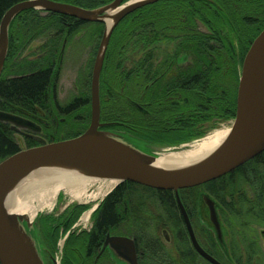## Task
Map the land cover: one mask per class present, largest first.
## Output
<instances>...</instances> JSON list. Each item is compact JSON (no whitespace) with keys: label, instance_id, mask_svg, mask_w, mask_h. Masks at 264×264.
Listing matches in <instances>:
<instances>
[{"label":"trees","instance_id":"obj_1","mask_svg":"<svg viewBox=\"0 0 264 264\" xmlns=\"http://www.w3.org/2000/svg\"><path fill=\"white\" fill-rule=\"evenodd\" d=\"M21 1L24 0H0V23L6 11ZM55 1L93 9L113 0ZM210 1L208 4L194 1L195 3L190 5L187 0H162L127 15L121 23L126 22L124 34L126 50L140 48V43L144 39L154 42L157 36H163L165 40V38H177L182 34L185 37L183 41L189 39L195 42L194 46L184 47L185 55H189L187 51L192 52L195 60L200 64L204 63L208 69L214 63L207 60L223 55L237 56L232 37L236 35L234 32H238L236 36L244 41L247 37L249 40L254 38L242 47L241 55L244 58L262 28L249 24L250 18L264 15V0ZM182 14L186 22L180 25L178 17ZM198 20L209 24L214 35L217 36V43H211L210 37L207 39L204 34L196 31H191L192 34L186 33L190 28L195 30ZM88 24L98 27L97 35L100 39L105 29L103 22L89 23L72 16L36 9L19 13L12 21L10 33L12 43L10 42L0 78V110L33 111L36 110V106L46 107L57 61L61 62L60 58L65 55L73 38L83 26ZM179 26L181 30H178ZM44 37L46 39L42 51L37 56H23L30 43ZM124 37L122 40L125 39ZM147 45L144 47L147 50V57H155L156 46L153 43ZM142 50L143 48H140L138 54ZM151 67L153 63L149 65V71ZM212 71V69L201 70L205 73ZM128 72H139L138 65L131 71L127 69L126 73ZM209 75L207 77L211 87L222 80L220 74ZM209 91L214 93L213 88ZM87 95L90 98L89 94ZM111 115L117 117L118 112ZM21 149L9 125L0 121V162ZM205 188L225 210L223 217L230 234L228 242L230 259L234 264H261L264 255L259 242L258 229L261 228L264 232V152L234 171L208 182ZM198 189L199 186L181 190V197L196 236L211 255L225 264H233L222 254L213 231L201 224L197 211ZM86 208L85 205L76 206V216L78 217ZM94 218L97 223L90 240L93 244L90 245L91 248L103 233L120 227L121 230L125 228L124 232H133L137 237L139 249L143 253L142 264H203L204 259L192 245L172 190L155 189L130 181L124 182L106 197L102 206L96 210ZM52 224V220H47L43 229L48 233L52 232ZM164 230H167L171 237V247H167L163 242L161 233ZM56 237H54V245Z\"/></svg>","mask_w":264,"mask_h":264},{"label":"water","instance_id":"obj_2","mask_svg":"<svg viewBox=\"0 0 264 264\" xmlns=\"http://www.w3.org/2000/svg\"><path fill=\"white\" fill-rule=\"evenodd\" d=\"M158 1L132 0L123 5L124 0H113L104 7L89 9L55 0H24L12 5L4 14L0 23V77L8 54L9 27L22 11L36 9L54 12L84 22H103L106 28L93 68L89 128L81 135L65 140L46 143L39 139L41 145L22 148L0 162L1 264H44L29 233L32 221L26 214L11 211L8 200L24 179L39 169L52 166L69 167L99 179L115 180L117 184L114 188L130 181L155 189L172 190L195 250L210 264H224L198 241L182 200L181 190L204 186L234 171L264 151V29L255 38L245 56L238 88L237 116L228 137L206 158L186 167L167 169L156 165L163 151L156 154L144 152L120 135L102 130L100 123L101 73L111 35L127 15ZM111 17H114V22L109 27L108 19ZM0 121L10 122L16 129L31 128L34 124L30 120L1 110ZM182 147H169L170 151L167 152L177 153L189 149ZM204 201L209 208L210 219L220 244L223 237L215 200L208 194ZM164 234L166 240H170L168 232L165 231ZM103 247L116 248L124 254L130 264H139L135 241L128 236L109 235Z\"/></svg>","mask_w":264,"mask_h":264},{"label":"flooded vegetation","instance_id":"obj_3","mask_svg":"<svg viewBox=\"0 0 264 264\" xmlns=\"http://www.w3.org/2000/svg\"><path fill=\"white\" fill-rule=\"evenodd\" d=\"M161 1L159 0L158 2ZM187 1L190 5L195 3L194 1H203L204 4L211 2L210 0ZM184 17L183 14L178 17L180 25L186 22ZM250 20L249 24L252 26H261V30L264 28V15L253 16ZM123 27H120L121 29L117 31L118 26L113 32L102 68L100 84V123L102 124V130L114 132L142 151L156 154L157 152L160 153L163 148L155 151L154 146L172 147L192 144L215 130H220V128L214 127L216 125L232 123L233 126L237 116L238 88L244 62L241 49L254 38L249 40V37H247L244 41L239 36H236L239 34L238 32H234L236 35L232 37V40L235 43L234 47L237 56L227 57L223 55L207 60L214 63L208 69H206L204 63L200 64L195 60L192 52L187 51L189 55H185L184 47L194 46L195 42L189 39L183 41L185 37L182 34L177 38H165V40H163V36H157V40L154 42L145 41L144 39L140 43V48H143L140 56L135 61H132V64L128 67V70L131 71L138 65L139 72H128L127 74L126 41L122 40V37H124L122 32L125 30V27ZM122 29L124 30L122 31ZM178 30H181L180 26ZM261 30L258 32L260 33ZM187 31H189L186 32L187 34H192L191 31L204 34L207 39L211 38V43L218 42L217 36L214 35L213 30L206 22L198 20L195 30L190 28ZM152 43L156 48L161 47L160 44L165 46V44L169 45L171 43L174 46V51L171 52V55H166L162 50L158 51L157 49L155 57H147V50L144 47L147 44L152 45ZM83 44L84 46L81 47L85 54L89 53V58L82 63L79 69L81 74L78 73L75 79V83H77L73 89L75 94L70 98L67 97L68 99L66 100L64 98L65 95L64 97L62 95L66 92L65 87L62 85L58 89V84L63 76V68L66 66L64 59L72 49H75V46L73 47L72 45V48L69 46L66 49L62 59L60 58L61 62L57 61L54 67L49 87L48 105L46 107L36 106V110L33 111L25 109H16V111L1 110L34 122L31 128L19 129H16L10 122H3L9 125L13 131V136L21 147L20 138L23 145L27 147L29 145H41L42 143L39 139L46 143L69 139L70 137L65 136V132H60L59 130L61 123H67L73 115L78 119L85 120L86 116L79 114V112L92 104L91 98H88V93H86L87 90L85 89L91 86L90 78L93 75L91 56L94 54L96 45L94 43H90L91 45ZM178 49L181 50L178 51ZM152 63L153 67L149 71V65ZM228 65L231 67L229 73L232 76V80H227L223 75ZM200 66H203V68ZM209 69L213 71L201 72V70ZM210 73L212 75L220 74L222 78V80L217 82L218 84H213L212 87L207 77L210 76ZM131 80H135L132 92L130 94L127 92L123 93L121 90L122 86H126V82ZM210 88L214 89V93L209 91ZM114 98L118 100V103H116L117 101H111ZM116 112H118V116L113 117L111 114ZM106 197L101 200L98 208L102 206ZM75 216L76 208L67 217L65 225L61 226L63 231L74 227ZM96 223L97 220L93 218L88 230L79 232L71 230L67 244L69 254L66 253L63 264H116L109 250L102 251V247L109 235L128 236L134 239L138 262L142 264L143 253L139 249L137 237L133 232H123L120 227L103 233L94 243V247L91 248L90 245L93 244H91L90 240L92 239L93 230L96 228ZM58 225L59 223L52 224V232L50 233L43 229V234L46 236L45 240L51 248L52 244L54 245L53 239L58 233ZM165 231L167 230L163 231L164 237Z\"/></svg>","mask_w":264,"mask_h":264},{"label":"rangeland","instance_id":"obj_4","mask_svg":"<svg viewBox=\"0 0 264 264\" xmlns=\"http://www.w3.org/2000/svg\"><path fill=\"white\" fill-rule=\"evenodd\" d=\"M130 1H132V0H124L123 5L129 3ZM110 3H112V2L104 4V5L99 6L97 8L104 7L106 5H109ZM94 9H96V8H94ZM122 20L115 27L114 31L117 29L118 26L120 28V27L125 25L124 26L125 30L123 29L124 32H122L123 34H125L126 33V22H125V24H121ZM89 23H91V22H89ZM11 25H12V22H11L10 27H9L8 52H9V48H10V42L12 43L11 34H10L11 33ZM105 28H106V24H105ZM119 28L117 29V31L119 30ZM202 28H204V27H202ZM97 29H98V27L96 25H93V24L92 25L91 24L85 25V26H83L81 31L79 33H77V35L71 41L72 43L70 44V47L72 48V45H73V47L75 46V49H72L74 51L71 50V52H69L67 54V57L64 59V64H66V66L64 65L65 67L63 68L64 69L63 70V76L61 78L60 83L58 84V89H60L62 85L65 87L66 92H64L62 95H63V97L65 95L64 98L66 100L68 98H70L73 94H75L73 92L74 86L77 84V83H75L76 82L75 79L77 78L78 73H80L79 69L81 68L82 63H84L87 60V58H89L88 57L89 53L85 54L83 51V48L81 47V46H84L83 43H86L88 45H91L94 43L96 45L94 48V54H93V56H91L92 57L91 58V64L94 63L93 64V68H94L95 61L98 58L99 48H100V45H101V42H102V39L104 36V32H105V29H104L102 36L99 39L98 35H97ZM124 38H125L124 41H126V37H124ZM45 39H46L45 37L40 38V39H36L32 43H30L29 46L25 49L23 56H27V55L37 56V54L42 51V45L44 44ZM110 40H111V38H110ZM128 42H129V40H128ZM109 43H110V41H109ZM108 46H109V44H108ZM160 46L161 47H157L155 50H157V49H158V51L162 50L164 52V54H166V53L168 54V53H171L174 51V46L171 43L169 45L165 44V46L160 44ZM139 49L140 48H133L131 51H129V49H127L128 52L126 53V55H127L126 56V70L132 64V61H135L140 56V54H138ZM157 55H158V53H157ZM244 59H245V57L243 58V61H244ZM92 70H91V72H92ZM230 70H231V67H229V65H228L226 67V71L223 72V75L226 77L227 80H232V76L229 73ZM90 79H91V81H90V83H91L92 78H90ZM100 84H101V82H100ZM134 84H135V80L127 81L126 86H122V88H121L122 92L123 93L127 92L128 94H130L133 90ZM88 86H89V83H88ZM85 90L88 91V92L86 91V93H88L90 98H91V86H89V88H87ZM111 101H117L116 103H118V100L115 98L112 99ZM100 103H101V100H100ZM79 114H83V116H86L84 121L81 119H78L77 117H75V115H73L72 118L70 120H68L67 123H61V126L59 127L60 132L61 131L65 132V136L70 137V138L76 137L77 135L79 136L80 133L85 132L90 126L89 123L91 122L92 104H90V106L87 107L86 109L79 112ZM214 127L218 128V129L220 128V130L225 129V128L229 129L232 127V123H222V124L216 125ZM58 137H60V136H58ZM67 137H65V138H67ZM134 138L137 139L136 137H134ZM19 141L21 142L23 148H29V147L23 145L21 138L19 139ZM185 145L186 144H183L180 146L177 145V147L183 146L182 148H185ZM187 145H189V144H187ZM158 146L159 147H157V146L153 147L154 149H156L155 151H157L160 148H163L162 149L163 152L164 151L165 152L170 151L169 147H167V146H165V147H162V145H158ZM175 147H176V145L172 146V148H175ZM172 148H171V150H172ZM105 181H108V180L99 179L98 181H95L92 185H90L86 189V192L83 195V197H84L83 201L75 199L71 193H69L67 190L63 189L57 193L54 202L52 204H49V206L41 209L33 219H31L30 216L28 214H26L28 216V218L32 221V225H31L30 229L28 228L29 233L33 237L32 240L34 241V244H35L36 248L38 249V252L40 253V256H41L44 264H53V263L63 264L66 253L69 254V252L67 251V244H68V237L70 236L71 230H73L74 232H79V231H83V230H88L90 228L91 223L93 222L94 214L98 208L99 203L101 202L102 199H104L107 196V194H109L111 191H113L115 189L113 187V189L111 188V190L107 194L100 195L101 192L103 191V189H105V187H103V185L105 184ZM198 194H199V200H198L199 203H198L197 211H198V216H199V219L201 221V224H203L207 228L211 229L213 231L215 237H217V232H216L215 227L212 224L211 219H210L209 208L204 201V197L207 196L209 193L205 190L204 186H199ZM210 196L215 200L218 218H219L220 223H221L222 237L223 238H222V242H220V247H221L220 249H221L222 254L224 256H226V259L228 260L231 257L230 256V250H229V244H228L230 234H229V230L227 229L226 224L224 222L223 216H224L225 210L223 209L222 205L212 195H210ZM34 202H35V200H34ZM34 204L36 205L37 203L35 202ZM79 205H85V206H87V208L84 209L83 212L78 217L76 216L77 219H75L76 222L73 225L74 227H72V229L68 228L67 231H63L61 229V226L65 225L67 217L70 215V213L73 210H75L76 206H79ZM86 214L89 215L88 220H84V216ZM47 220H52L53 225L56 223H59V225H60V227L58 229V234L56 235L57 236L56 237V243H55V245L52 244L53 249L47 243V241L45 240L46 236L43 234V228H44L43 225ZM24 225L25 226L27 225L26 221L24 222ZM124 229L125 228H123V232H124ZM161 235H162L163 242L167 245V247H171V239L166 240L163 233H161ZM258 235L260 237L259 242H260V245L262 247V253L264 255V233H263V230L261 228L258 229ZM197 239H198V237H197ZM53 241H54V239H53ZM198 241H199V239H198ZM106 250L110 251V253L112 254V257L114 258V260L116 262V264H130L129 261L127 260V258L124 256V254L120 250H118L116 248H111V247H107V248L102 247V251H106ZM101 261H100V263H101ZM231 261L232 260L230 259V262ZM231 263L234 264L233 261ZM203 264H210V263L204 259ZM261 264H264V257H263V261H261Z\"/></svg>","mask_w":264,"mask_h":264},{"label":"bare ground","instance_id":"obj_5","mask_svg":"<svg viewBox=\"0 0 264 264\" xmlns=\"http://www.w3.org/2000/svg\"><path fill=\"white\" fill-rule=\"evenodd\" d=\"M113 22L114 17L109 18L108 26L110 27ZM230 130V128L215 130L201 140L185 145L189 149H184L182 152H164L158 157L156 165L167 169L192 165L215 152L228 137ZM98 180L99 178L96 176L85 175L69 167L42 168L19 184L8 200V207L17 214H28L33 219L41 209L54 202L60 190L65 189L75 199L83 201L86 189ZM116 184L115 180L105 181L103 185L105 189L100 195L107 194ZM88 214L84 216V220H88Z\"/></svg>","mask_w":264,"mask_h":264}]
</instances>
